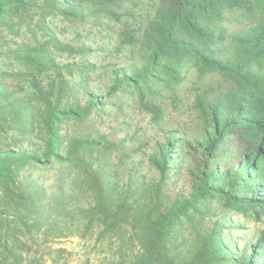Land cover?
Here are the masks:
<instances>
[{
    "label": "rangeland",
    "instance_id": "rangeland-1",
    "mask_svg": "<svg viewBox=\"0 0 264 264\" xmlns=\"http://www.w3.org/2000/svg\"><path fill=\"white\" fill-rule=\"evenodd\" d=\"M67 4L83 5L82 0H67ZM157 4L159 0H123L115 7L119 20L98 13L90 14L84 22L77 23L60 14L64 9L61 3L33 0L28 9H21L0 23V81L6 87L0 93V153L12 161L19 157L10 155L38 160L16 169L17 178L23 182L25 198L28 193H36L42 198L40 204L48 202L58 192L59 180L67 166L45 156L48 136L41 115L48 97L52 101L60 98L61 107L78 103L89 106L98 101L104 103L102 109L96 106L92 115L83 122L73 119L61 122V154L66 157L75 151L72 144L78 140L82 142L78 156L87 159L91 155L90 149L94 155H99L108 145H114L102 164L106 167L109 186L115 193L130 202H149L151 188L159 179L158 170L151 160L160 159V145L172 140L175 149L164 191L170 195V200L190 197L192 175L196 171V163L190 153L193 150L200 153L196 144L204 142L213 131L212 112L207 110L205 114L199 99L210 102L230 83L218 74H202L194 64L188 63L182 69L181 82L163 88L158 96L147 95L146 99L161 110L160 118H154L140 104L134 87L125 85L112 93L117 83L139 79L151 69L147 46L142 40L130 44L128 33L142 35L146 20L154 14ZM55 5L59 7L57 12L43 14ZM262 17L260 12L226 14L222 23L227 37L223 47L225 56L232 53L242 31L250 36L257 32L255 29L260 27ZM53 39L68 44L72 49L57 48ZM41 48L44 51L40 53L49 60L46 70L39 72L19 62L29 55L28 52ZM30 56H35V52L32 51ZM51 58L56 67H53ZM13 73L16 76H8ZM189 143L193 145L191 151L186 146ZM97 165L99 159L95 160V167ZM64 174H70L74 179L79 171L74 167ZM20 192L14 190L12 194L16 196ZM75 192L80 207L87 201V196L78 182ZM75 207L70 206L61 213L48 206L40 209L38 213L42 218L38 223L42 226L33 227L30 233L20 226L15 229V223L11 222L14 218L12 210L2 211L0 218L6 219L2 237L21 242L25 249L22 264H119L122 254L131 252L134 244L126 241L121 248L117 240L120 238L116 235L99 236L102 227L97 218L92 231L86 232L85 224L89 217ZM31 213L35 217L38 215L36 210ZM31 219L35 220L34 217ZM52 219L57 220L54 225ZM124 224L126 233L121 239H132L129 237L130 225ZM205 228L224 231L226 243L229 240L237 243L236 253L243 250L249 253L258 239L264 240V220H245L242 214L225 210L215 203L197 233L186 224L184 229L176 232L173 247L183 241L189 245L190 239L202 234ZM261 249L259 255L264 257V241Z\"/></svg>",
    "mask_w": 264,
    "mask_h": 264
},
{
    "label": "trees",
    "instance_id": "trees-1",
    "mask_svg": "<svg viewBox=\"0 0 264 264\" xmlns=\"http://www.w3.org/2000/svg\"><path fill=\"white\" fill-rule=\"evenodd\" d=\"M32 1L0 0V23L19 10L28 9ZM53 1L63 5L60 14L64 18L81 23L88 15L98 13L119 20L115 7L123 0H82L83 5L79 6L68 5L67 0ZM156 7L154 14L146 20L142 35L128 33L130 44L142 40L147 46L151 69L139 79L117 83L112 93L125 85L134 87L140 104L154 118H160L161 110L146 97L158 96L163 88L181 82L182 69L186 64H194L202 74L221 75L230 83L210 102L199 99L202 111L205 114L207 110L212 112L213 131L204 142L196 144L200 153L193 150L191 143L186 145L188 150H193L190 154L196 163L190 197L170 200V195L164 191L175 149L172 140L160 145V159L151 160L158 170L159 179L151 188L149 202H130L115 193L109 186L106 167L102 164L114 145H108L99 155H94L90 149L91 155L87 159L78 156V147L82 146L78 140L72 144L75 151L66 157L61 154V122L64 119L83 122L92 115L96 106L102 109L104 103L98 101L89 106L78 103L61 107L60 98L52 101L48 97L41 115L48 136L45 156L68 166L63 169L59 180L61 186L46 203L40 204L42 198L36 193H28L25 198L23 182L17 178L16 169L38 160L10 155L19 157L12 161L0 153V214L12 210L14 218L11 222L15 223V229L20 226L30 233L33 227L42 226L38 223L42 218L38 213L40 209L48 206L61 213L70 206H76L89 217L85 224L86 232L92 231L97 218L102 227L99 236L116 235L120 238L117 240L121 248L126 241L134 244L131 252L122 254L119 264H264V257L259 255L263 239H258L249 253L245 250L236 253L237 243L232 240L226 243L222 230L205 228L202 234L190 239L189 245H185L186 241L175 247L172 245L174 235L184 229L185 224L192 226L197 233L215 203L225 210L242 214L245 220H264V0H159ZM58 9L55 5L43 14L48 15ZM237 11L246 14L260 12L263 21L252 36L242 31L232 53L225 56L223 47L227 37L222 23L226 14ZM53 42L57 48L72 49L58 39H53ZM32 51L35 52L33 57L30 56ZM32 51L19 62L39 72L46 70L48 57L40 53L44 48ZM50 60L56 67L54 59ZM8 76H16V73ZM5 88L0 81V93ZM97 159L99 165L95 167ZM74 167L79 175L74 179L70 174L65 176L64 173ZM77 182L87 196V201L80 207L75 192ZM14 190L22 192L13 196ZM32 210L37 211L36 217L32 216ZM5 220L0 218V264H7L9 260H12L11 264H22L25 249L21 242L2 237ZM51 221L54 222L52 225L57 222L55 219ZM124 223L130 225L129 237L132 239H121L126 233Z\"/></svg>",
    "mask_w": 264,
    "mask_h": 264
}]
</instances>
